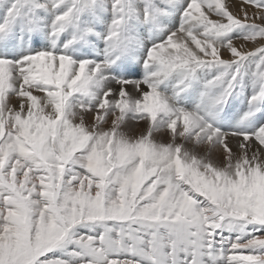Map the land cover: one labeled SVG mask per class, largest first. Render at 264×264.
Here are the masks:
<instances>
[{
  "label": "snow or ice",
  "instance_id": "snow-or-ice-1",
  "mask_svg": "<svg viewBox=\"0 0 264 264\" xmlns=\"http://www.w3.org/2000/svg\"><path fill=\"white\" fill-rule=\"evenodd\" d=\"M0 264H264V0H0Z\"/></svg>",
  "mask_w": 264,
  "mask_h": 264
}]
</instances>
